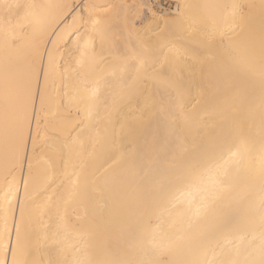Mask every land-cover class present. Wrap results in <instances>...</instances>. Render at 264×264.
<instances>
[{"label": "bare ground", "instance_id": "bare-ground-1", "mask_svg": "<svg viewBox=\"0 0 264 264\" xmlns=\"http://www.w3.org/2000/svg\"><path fill=\"white\" fill-rule=\"evenodd\" d=\"M154 1L0 0V264H264V0Z\"/></svg>", "mask_w": 264, "mask_h": 264}, {"label": "rangeland", "instance_id": "rangeland-1", "mask_svg": "<svg viewBox=\"0 0 264 264\" xmlns=\"http://www.w3.org/2000/svg\"><path fill=\"white\" fill-rule=\"evenodd\" d=\"M179 6H180V0H155L154 2H153V5H152V8H153V10L155 11V13H159V14H163V13H165V12H168V11H170V10H174V11H176V10H178L179 9ZM199 12H202L201 10H199ZM203 14H205L204 12H202ZM229 13V12H228ZM227 14V13H226ZM227 17L224 19V17H223V19H217L216 20V22L214 23H211V25H212V27H213V25L215 24L216 25V27H213V28H211L210 29V27H211V25H207V26H204V29H202L201 28V30L200 29H198V30H196L197 32H195V36H196V34H200L201 36H198L197 35V37H195L194 39H192L191 41L193 42V44H195L196 46H195V48H198L202 43H207L208 41H211L212 39H213V35H214V33L217 31V32H219V33H221V30H222V32H226L228 29V33L230 32V30L231 29H233V27H234V29H238V28H240V21L238 20H236V19H233L232 17H231V15H230V13L228 14V15H226ZM229 19V21H227L226 22V20H228ZM231 19H233V20H231ZM235 20H236V22H235ZM225 21V22H224ZM231 21H233L232 23H230ZM219 22V23H218ZM228 25H227V24ZM230 24H233L232 26L233 27H231V29H230ZM157 25V24H156ZM220 25H222L223 26V28H221V26ZM228 27H227V26ZM217 26H218V28H221V29H217ZM226 28H225V27ZM206 27V28H205ZM207 27H209V28H207ZM225 28V30L223 31V29ZM151 29H155V26H153V27H151ZM155 31H157V30H155ZM155 31H153L152 33H155ZM205 32V33H203V34H205V35H203L202 34V32ZM158 32V31H157ZM201 32V33H200ZM216 32V33H217ZM226 32V33H227ZM207 35H209V36H207ZM170 36H172V35H170ZM206 36V38H204V39H202L203 37H205ZM216 36V35H215ZM214 36V37H215ZM131 38H129L128 40H129V42H132V44H134V46H137V47H142L143 46V43H141L140 41H139V43L138 44H136L135 45V43H136V41L138 40V38H136V37H133V36H130ZM211 37V38H210ZM133 38V39H132ZM170 38V37H169ZM198 38H201V40L199 41L198 40ZM136 41H135V40ZM206 39V40H205ZM132 40H134V41H132ZM205 40V41H204ZM169 42V41H168ZM197 43V44H196ZM199 44V45H198Z\"/></svg>", "mask_w": 264, "mask_h": 264}]
</instances>
